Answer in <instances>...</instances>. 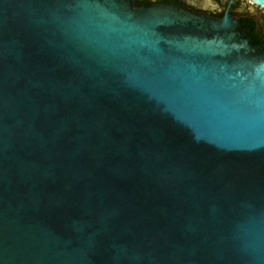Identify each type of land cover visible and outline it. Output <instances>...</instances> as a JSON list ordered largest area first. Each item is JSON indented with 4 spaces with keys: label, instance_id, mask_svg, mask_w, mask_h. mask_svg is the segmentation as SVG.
I'll return each instance as SVG.
<instances>
[{
    "label": "water",
    "instance_id": "1",
    "mask_svg": "<svg viewBox=\"0 0 264 264\" xmlns=\"http://www.w3.org/2000/svg\"><path fill=\"white\" fill-rule=\"evenodd\" d=\"M247 32L171 3L0 0V264H264Z\"/></svg>",
    "mask_w": 264,
    "mask_h": 264
},
{
    "label": "flooded vegetation",
    "instance_id": "2",
    "mask_svg": "<svg viewBox=\"0 0 264 264\" xmlns=\"http://www.w3.org/2000/svg\"><path fill=\"white\" fill-rule=\"evenodd\" d=\"M134 3L176 4L218 20L227 16L248 28L247 33L253 45H264V7L252 0H134Z\"/></svg>",
    "mask_w": 264,
    "mask_h": 264
}]
</instances>
